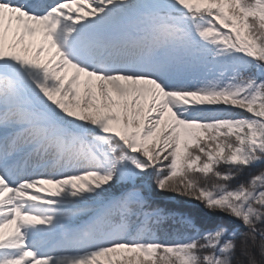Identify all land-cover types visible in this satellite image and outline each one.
I'll use <instances>...</instances> for the list:
<instances>
[{
    "label": "snow or ice",
    "instance_id": "1",
    "mask_svg": "<svg viewBox=\"0 0 264 264\" xmlns=\"http://www.w3.org/2000/svg\"><path fill=\"white\" fill-rule=\"evenodd\" d=\"M238 247L264 264V0H0V264Z\"/></svg>",
    "mask_w": 264,
    "mask_h": 264
},
{
    "label": "trees",
    "instance_id": "2",
    "mask_svg": "<svg viewBox=\"0 0 264 264\" xmlns=\"http://www.w3.org/2000/svg\"><path fill=\"white\" fill-rule=\"evenodd\" d=\"M248 179V174H245L243 177L237 179L236 181V184L240 183L241 180H247ZM209 184H210V181H209ZM237 223H239L238 221H233V224L236 225ZM237 226V225H236ZM240 231L241 232H245L246 230L240 226ZM236 261H237V264H244V262L246 261V257L242 256L241 253H240V248L238 247V250H237V254H236ZM257 259H259V257H257Z\"/></svg>",
    "mask_w": 264,
    "mask_h": 264
}]
</instances>
